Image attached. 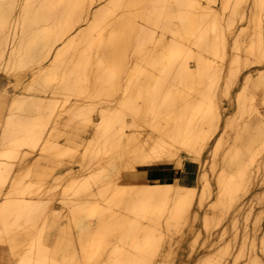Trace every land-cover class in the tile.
<instances>
[{
	"label": "bare ground",
	"instance_id": "obj_1",
	"mask_svg": "<svg viewBox=\"0 0 264 264\" xmlns=\"http://www.w3.org/2000/svg\"><path fill=\"white\" fill-rule=\"evenodd\" d=\"M0 65L22 83L0 130V264H186L199 239L192 263L222 264V219L264 202V0H0ZM22 145L29 173L9 176ZM257 240L243 264H264Z\"/></svg>",
	"mask_w": 264,
	"mask_h": 264
},
{
	"label": "rangeland",
	"instance_id": "obj_2",
	"mask_svg": "<svg viewBox=\"0 0 264 264\" xmlns=\"http://www.w3.org/2000/svg\"><path fill=\"white\" fill-rule=\"evenodd\" d=\"M1 66V65H0ZM26 69H27V67H26ZM25 69V70H26ZM13 70H11L10 72H8V74L10 73V75H8V74H6V72L4 71V70H2V68H0V130L3 128V126H4V118H5V116H6V114H7V108H8V103H7V101L9 102V100H8V97L10 96V93L13 91V89L14 90H16V91H20L22 88V83L19 85V86H17L16 84H17V81L16 80H14L15 79V71L14 72H12ZM22 71H24V70H22ZM21 71V72H22ZM12 73H14L13 75H14V77H12ZM22 73H24V72H22ZM10 76V77H9ZM15 81H16V83H15ZM15 83V84H14ZM25 84V83H24ZM15 87H17L16 89H15ZM237 85H234L233 87H232V90H233V94L235 93V91L237 90ZM59 97H61L62 98V96H59ZM59 97H57V100H62L61 98H59ZM59 102V101H58ZM60 103V102H59ZM69 103V100L67 101V103H65V104H68ZM7 107V108H6ZM20 111V109H18L17 107L15 108L14 107V113H16L17 111ZM45 110V111H44ZM43 111V115L44 116H47L48 114H47V111L49 110V109H44ZM13 111V110H12ZM16 111V112H15ZM50 111V110H49ZM48 111V112H49ZM21 112H22V110H21ZM96 111H94L93 112V115H95L96 113H95ZM18 113H20V112H18ZM23 113V112H22ZM36 115H34V117H35ZM63 138V137H62ZM61 137H60V139H61V141H65V139L63 138L62 139ZM59 139V140H60ZM44 143H45V141H43ZM44 143H42L41 145H43ZM27 145H22L20 148H21V152L23 151V153H24V151H25V156H23L22 155V157L19 159L18 158V155H16L17 156V160H15V155L13 156V157H10L9 159L11 160V166H13L12 168H11V170L9 171L10 173H8L9 174V176H11V172H12V175H15L17 172H20V173H23L24 175H28V173H29V165H32V161L34 160V156H35V152L36 151H34L32 148H30L29 146H27ZM25 147H26V149H25ZM29 147V148H28ZM4 148H8L7 146H5V145H3V144H0V150L1 149H4ZM32 152H34V153H32ZM29 152V153H28ZM32 154H31V153ZM29 155V156H28ZM33 155V156H32ZM65 156H67V154H64V155H61L60 157L62 158L61 160L63 161H65V162H67V160L70 158L69 156H67V158H65L64 159V157ZM26 157V158H25ZM59 157V158H60ZM15 161H14V160ZM21 159H23V161L21 162L20 160ZM25 159V160H24ZM57 159V158H56ZM55 159V161L52 159L51 161H48V164H49V166H56V167H58V168H56V170L58 171L60 168H59V162L61 161L60 159H57L56 160ZM12 160H13V162H12ZM61 161V163H63ZM172 161V160H171ZM18 162V163H17ZM64 162V163H65ZM17 165H16V164ZM21 165V166H20ZM168 166H171V167H174L175 165H174V163H168ZM17 167V168H16ZM19 167V168H18ZM20 167H23L22 169H20ZM31 167V166H30ZM16 168V169H15ZM20 169V170H19ZM196 169V170H195ZM19 170V171H18ZM198 170H199V166H198V162L197 161H193V160H191V159H188V158H185L184 159V166L182 167V168H179V167H176V171H177V174L181 177V179L183 180V182H185L186 184H196V187H197V189H199V187H200V180H198ZM16 171V172H15ZM195 171V172H194ZM25 172V173H24ZM8 176V177H9ZM67 176L65 177V178H63V179H60L59 180V183H58V187L56 186L55 187V189H54V191H56V192H59V191H61L62 189H63V187H64V183L66 182V180H67ZM62 180H64V181H62ZM62 181V182H61ZM62 183V184H61ZM60 184V185H59ZM263 186H264V184H263ZM5 187H6V185H5ZM61 187V188H60ZM255 187H257V186H254L253 187V189H255ZM58 188V189H57ZM4 189V188H3ZM256 197V195L254 194L251 198H253V201H252V205H254V206H252V207H254L253 209H251V213H250V217H249V219H250V222H247V221H249V219L248 220H244L243 218H242V215H240V222L237 224H230L229 222H227L226 221V218H223L222 219V221L223 222H221L222 224H220V225H218V230H217V233L215 234V239H214V241H215V244H214V250L216 251V249H217V251L216 252H218L219 250H221L222 251V249H220V248H223L224 249V252H221L222 254H224L225 253V248L227 247V244H226V242L228 243L229 242V239L231 240L232 238V240L229 242L230 243V245H229V243H228V247H227V256L229 255V252H231V255H229L230 256V258H228L227 256H225V254L222 256V259L223 260H221V262H222V264H225L226 263V261H227V263L226 264H234V258H235V255H236V258L238 259V257H239V259L238 260H240V258H241V261L239 262V261H235L236 263L235 264H237L238 262L240 263V264H243V262H244V260H245V258L247 257V254H250V252H249V250L251 251L252 250V246L250 245V244H252V243H250V242H252V240H253V238L256 240V242L258 241L257 239L258 238H260L261 236H262V234L264 233V211H262V210H264L263 208H264V202H263V204L262 203H258L257 201H258V199L257 198H255ZM263 207V208H262ZM261 208V209H260ZM256 210V211H255ZM261 212V213H260ZM257 216H259L258 217V219H256L257 218ZM263 219H262V218ZM260 218V219H259ZM243 219V220H242ZM259 220V221H257V222H255L256 220ZM251 220H253L252 222H251ZM263 220V221H262ZM238 222V221H237ZM243 222V223H242ZM259 222V223H258ZM226 223H228V224H226ZM244 224V225H242V224ZM252 223H256L255 224V227H256V230L255 229H253V228H255V227H253L254 225L252 224ZM260 223H261V225H260ZM249 224V225H248ZM251 224V225H250ZM259 224V225H258ZM232 225H234V227H232L231 228V226ZM236 225V226H235ZM238 225H239V227H238ZM246 225V226H245ZM243 226V227H242ZM248 226V227H247ZM250 226V227H249ZM259 226H260V228H259ZM224 227V229L222 230V228ZM228 227V228H227ZM237 227V228H236ZM241 227V228H240ZM248 229H247V228ZM227 228V229H226ZM230 228H231V230H230ZM250 228V229H249ZM239 229V230H238ZM244 229V230H243ZM226 232H225V231ZM234 231V232H231L230 233V231ZM238 230V231H237ZM243 230V231H242ZM253 230H255V232H253ZM220 231V232H219ZM242 231V233H240ZM263 231V232H262ZM224 232V233H223ZM228 232V233H227ZM244 232V233H243ZM249 232V233H248ZM258 232V233H257ZM252 233V234H251ZM254 233V234H253ZM260 233V234H259ZM220 234V235H219ZM222 234V235H221ZM227 234V235H226ZM246 235V237H244L243 238V240L244 241H242L241 239H242V235ZM248 234H249V236H248ZM219 236V238H218V236ZM230 235V236H229ZM234 235V236H233ZM243 235V236H244ZM258 235V236H257ZM247 236L248 237H251V239L250 238H247ZM255 236V237H254ZM219 239V240H217V238ZM227 237H229V238H227ZM258 237V238H257ZM224 240V242H223V240ZM239 238V239H238ZM226 239V240H225ZM248 239V246H247V242H246V240ZM200 240V239H199ZM197 241V243L198 244H195L196 246H194L195 248L194 249H192L191 250V248H190V246H187V245H189V243L188 242H186V241H184L182 244H181V248L179 249V251H180V253H182V255H185V254H189L190 253V250H191V256H190V260L186 263V264H193L192 262H193V256H195V254H197L200 250H202L203 248H204V244H202L203 242L200 240V241ZM234 240V241H233ZM243 243V242H245V244H246V246H243L244 245V243L242 244L241 242ZM218 242V243H217ZM232 242V243H231ZM235 242V243H234ZM237 242V243H236ZM255 242V243H256ZM216 243H217V245H216ZM4 244V245H3ZM232 244V245H231ZM235 245V247H233L234 245ZM4 246L5 248H6V243H2V242H0V246ZM203 247H202V246ZM219 245V246H218ZM222 245H226V246H223V247H221ZM257 246H255V248L256 249H258V242H257V244H256ZM231 246V247H230ZM239 246V247H238ZM242 246V247H241ZM225 247V248H224ZM230 247V248H229ZM233 247V248H232ZM246 247V248H245ZM250 247H252V248H250ZM197 248H200V249H197ZM240 249V251H239V249ZM250 248V249H249ZM232 249H234V250H232ZM237 249V250H236ZM246 251L245 253H244V250ZM247 249V250H246ZM260 249V248H259ZM230 250V251H229ZM232 250V251H231ZM186 251V252H185ZM196 251V252H195ZM248 251V252H247ZM7 252V248L5 249V253ZM188 252V253H187ZM193 252V253H192ZM236 252V253H235ZM238 252L240 253L238 256H237V254H238ZM242 252V253H241ZM244 253V254H243ZM243 254V255H242ZM242 255V256H241ZM233 256V257H232ZM241 256V257H240ZM245 256V257H244ZM232 257V258H231ZM227 258V259H226ZM225 259V260H224ZM234 259V260H233ZM192 260V261H191ZM233 261V262H232ZM224 262V263H223ZM230 262V263H229ZM242 262V263H241Z\"/></svg>",
	"mask_w": 264,
	"mask_h": 264
}]
</instances>
